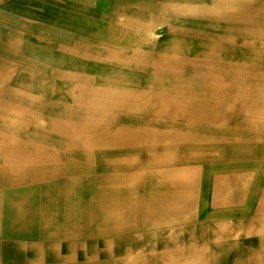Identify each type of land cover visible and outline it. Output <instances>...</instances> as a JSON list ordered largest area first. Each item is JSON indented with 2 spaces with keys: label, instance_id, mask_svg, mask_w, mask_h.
I'll use <instances>...</instances> for the list:
<instances>
[{
  "label": "bare ground",
  "instance_id": "obj_1",
  "mask_svg": "<svg viewBox=\"0 0 264 264\" xmlns=\"http://www.w3.org/2000/svg\"><path fill=\"white\" fill-rule=\"evenodd\" d=\"M119 1L110 8L94 0H0V91L39 90L42 86L30 85L31 79H64L60 93L73 101L72 108L110 111L98 125L85 119L96 115L83 122L70 113L66 120H49L70 132L59 137L81 139L82 146L38 145L39 157L83 155L85 175L91 176L78 184L69 182V188L104 192L85 197L86 202H99L103 214L86 209L74 219L85 223L80 226L83 233L109 237L182 222L190 207L196 220L220 225L211 232H219L218 238L252 232L264 240V222L252 230L242 225V220L264 215V9L253 12L248 3L215 1L211 12L200 11L209 17L208 27L190 31L183 26L161 38L132 35L121 46L110 44L97 54H89L92 45H78L79 34L53 33L64 25L59 14L63 9L80 10L88 3L84 10L109 16L112 10H125L124 2L137 3ZM155 6L168 9L162 3ZM136 7L152 9L143 2ZM239 36L243 48H236L241 47L235 39ZM33 46L40 54L31 57ZM47 58L78 64L48 63ZM95 78L104 81L97 84ZM243 129L255 139L245 138ZM72 130L78 133L72 135ZM216 177L245 187L211 192ZM193 180L206 189L195 199L188 193ZM110 200L113 204H106ZM104 246L112 248L110 241Z\"/></svg>",
  "mask_w": 264,
  "mask_h": 264
},
{
  "label": "crops",
  "instance_id": "obj_2",
  "mask_svg": "<svg viewBox=\"0 0 264 264\" xmlns=\"http://www.w3.org/2000/svg\"><path fill=\"white\" fill-rule=\"evenodd\" d=\"M135 1H137L135 4L124 2L125 10L116 9L113 11L111 9L112 15L109 14V16L106 14V11H103L104 15L102 16L103 12L101 10H84L83 8L85 7L89 8L88 3L81 5L83 7L81 8L82 10L63 9L66 13L70 12L76 15L78 18L77 21L82 22L80 31L72 34L71 31L74 25H70V27L67 26V29L70 31L65 33L69 35L79 34L80 41L78 45H92L89 54H97V50H100L101 47H109L110 44H119L121 46L123 43L122 40L127 41L132 35L144 34L149 36L150 34L157 35V37L161 38L167 32L180 30L183 26H187L190 31H193L198 25L203 28L208 27L209 17L200 11H212L215 1L218 2L219 0ZM220 1L234 2L233 0ZM237 1L248 3L250 11L253 12H260L264 9V0ZM95 2H102L104 4L103 6H107L108 4L110 8L113 6L116 7L115 3H121L119 0H94ZM139 2L148 4L152 9L142 11V9L136 7ZM155 2L162 3L168 9L161 8L159 11L155 6ZM120 22L124 23L123 27L116 25ZM47 32L46 34H51ZM230 32L243 34L236 30ZM194 33L196 34L197 32L194 31ZM205 33L212 32L206 31ZM56 35L62 36L63 34ZM235 39L237 40V45L239 43L241 45V47H235L243 48L244 41L242 36ZM231 47L234 46L232 45ZM34 49H36L35 46L30 49L31 53L28 51L31 57L40 54L34 51ZM39 60L40 62L43 61L41 58ZM69 60L66 58H47L45 61L60 65L64 63V65L76 63ZM40 80H43V82H39V87L42 86V89L39 90L8 89L0 91V264H37V262L38 264H86V260L95 258L99 250H102L100 243L107 241H110L112 245L111 250L115 253H130V248H132L130 244H124L123 251L118 252L120 242L130 241L129 234L121 233L109 237H101L100 234L87 235L83 233L80 227L85 223L74 219V215L79 216L81 212L86 210V206L92 208L90 210L94 209L95 212L100 208V205H96V203L86 202L84 196L76 195L79 186L77 188H69L68 186L69 182H76V184L80 181L84 182L83 179L91 175H85L84 172H72L70 170L62 174V171L59 169H56L55 172L50 171L52 167L58 168L63 166V164L68 168L74 165L87 166L85 157L83 155L76 156V154H55L39 157L40 154H38V149H41L38 145L42 144H49L50 146H56L58 148L65 146L78 147L85 144L81 139L80 141L78 139L77 142V139L75 141H69L63 137H59L70 132L65 131L66 128L64 129V126H55L49 120L63 121L67 119L66 114L70 113L73 116L78 115V118H81L80 122H83L85 121L83 118L86 116L96 115L85 119L94 121V124L98 125L103 123L100 119L101 115L109 113L110 111L107 109H96V111H92L72 108L75 106L72 103L73 101H68L67 97L60 93L61 84L67 80L48 78L31 79L30 85H33V82H35L34 86H36ZM93 81L98 84L104 80L95 78ZM45 84L54 87V90ZM51 93L53 95L55 93L58 94L53 96ZM55 132L59 134L55 138L49 137L48 139L45 137L46 139H38L37 137V133L51 135ZM75 133L78 132L71 131L72 135H75ZM44 140L45 143H41ZM59 176H63L61 178L63 179L62 182H58ZM191 210L193 209H190V207L187 208L183 221H174L177 222L174 224H185L184 226L190 229L189 234L193 231L195 235H199V226L201 224L204 228L207 227V235L210 238L214 236V239H224L222 237L218 238L221 236L218 234L219 232L211 234L212 229L220 225L212 226L206 222H199L200 224L197 225L198 220H196V216H191V214L195 215V211ZM46 216H48V219ZM43 218L44 221H42ZM25 222L28 223L25 224ZM53 224H57L58 226L55 232L50 231V226L52 227ZM242 225L252 230L251 228L256 224L251 226L250 221L242 220ZM38 226L41 227L39 234ZM241 235L245 234H239L236 237ZM6 246L9 251L5 248Z\"/></svg>",
  "mask_w": 264,
  "mask_h": 264
},
{
  "label": "rangeland",
  "instance_id": "obj_3",
  "mask_svg": "<svg viewBox=\"0 0 264 264\" xmlns=\"http://www.w3.org/2000/svg\"><path fill=\"white\" fill-rule=\"evenodd\" d=\"M59 13L63 18L62 23H64V25L59 27L61 30L54 33L61 35L70 31L67 27L63 28L66 24L69 27L70 24L74 25L71 31L72 34L81 30L80 25H82V22L77 21L78 18L76 15L64 11H60ZM19 36L21 37V35L15 37ZM38 82L41 83L43 80ZM242 133L245 138L247 137L252 140L255 139L251 137L252 133H248V131H245L244 129ZM262 133V135H264V130ZM260 138L264 140V136L263 138ZM56 169L61 170V174L68 170L77 173H85L88 167L85 165H74L71 166V168H68L63 164V166L58 168L52 167L50 171L55 172ZM62 177L63 176L58 177V182H62ZM249 177L251 176L246 177V180L249 179ZM217 178L218 177H216L215 180L216 183L210 187L211 192L236 191V189L241 191V188L245 187L243 183L237 186ZM189 184L188 193L191 194V196L193 195V199H195V195L198 194L199 196V192L206 190L202 189L204 187L201 181L193 180V182L190 181ZM85 190L84 187L79 186L76 195L86 197L90 193L92 194L89 196H98V194L104 193ZM108 196L111 195L109 194ZM95 203L98 204L99 202ZM152 203L155 202L152 201ZM106 204L111 205L113 204V201H106ZM86 209L90 210L92 208L86 206ZM106 210L108 209L106 208ZM96 211L103 214L105 209L100 207ZM46 218L48 219V216H46ZM42 221H44V218ZM247 221L251 222V226L259 222H264V215H253L251 218H248ZM197 222L198 223L196 224L199 225L200 221ZM184 225L185 224L182 223L151 229L145 227L141 231L129 233L130 241H122V244L120 242V247L118 249V252L123 251V245L130 244L132 248H130L131 252L128 254H118L111 249L106 250V246H104V243L106 242H101L102 250H99L98 255H96L95 258L88 259L90 261L86 260V264H90L91 262H94L95 264H264V249L262 248L264 246V240L258 235H241L236 238L234 237V239L220 240L214 239V237H208L207 227L204 228L201 224L199 226V235H195L193 231L189 234V230ZM57 228V224H53L52 227L50 226V231L55 232ZM39 229H41V227L38 226V234ZM132 243L134 245H132Z\"/></svg>",
  "mask_w": 264,
  "mask_h": 264
}]
</instances>
